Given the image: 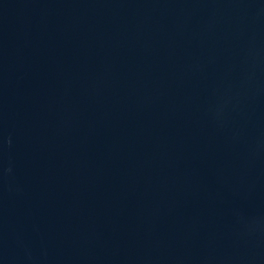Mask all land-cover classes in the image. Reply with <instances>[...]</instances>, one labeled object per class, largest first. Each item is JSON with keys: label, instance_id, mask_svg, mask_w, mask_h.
Here are the masks:
<instances>
[{"label": "water", "instance_id": "95a60500", "mask_svg": "<svg viewBox=\"0 0 264 264\" xmlns=\"http://www.w3.org/2000/svg\"><path fill=\"white\" fill-rule=\"evenodd\" d=\"M0 264H264V0H0Z\"/></svg>", "mask_w": 264, "mask_h": 264}]
</instances>
